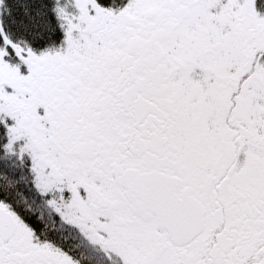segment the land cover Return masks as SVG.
Returning a JSON list of instances; mask_svg holds the SVG:
<instances>
[{"label":"snow or ice","instance_id":"snow-or-ice-1","mask_svg":"<svg viewBox=\"0 0 264 264\" xmlns=\"http://www.w3.org/2000/svg\"><path fill=\"white\" fill-rule=\"evenodd\" d=\"M0 264H264V0H0Z\"/></svg>","mask_w":264,"mask_h":264}]
</instances>
